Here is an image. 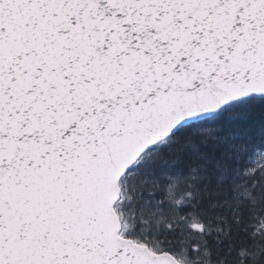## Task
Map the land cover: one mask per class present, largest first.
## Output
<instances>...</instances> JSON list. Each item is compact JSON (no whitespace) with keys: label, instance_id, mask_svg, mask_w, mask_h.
I'll list each match as a JSON object with an SVG mask.
<instances>
[{"label":"snow or ice","instance_id":"obj_1","mask_svg":"<svg viewBox=\"0 0 264 264\" xmlns=\"http://www.w3.org/2000/svg\"><path fill=\"white\" fill-rule=\"evenodd\" d=\"M0 264H264V0H0Z\"/></svg>","mask_w":264,"mask_h":264}]
</instances>
